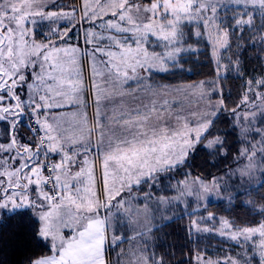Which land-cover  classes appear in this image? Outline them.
I'll return each instance as SVG.
<instances>
[{
    "label": "snow or ice",
    "instance_id": "snow-or-ice-1",
    "mask_svg": "<svg viewBox=\"0 0 264 264\" xmlns=\"http://www.w3.org/2000/svg\"><path fill=\"white\" fill-rule=\"evenodd\" d=\"M202 44L211 77L169 81ZM249 45L264 55V0H0V241L45 249L25 264H170L158 232L183 204L190 239L231 242L195 264H264V67L246 72ZM200 153L215 174L193 171ZM241 198L251 223L208 211Z\"/></svg>",
    "mask_w": 264,
    "mask_h": 264
},
{
    "label": "trees",
    "instance_id": "trees-1",
    "mask_svg": "<svg viewBox=\"0 0 264 264\" xmlns=\"http://www.w3.org/2000/svg\"><path fill=\"white\" fill-rule=\"evenodd\" d=\"M241 56L246 72L253 76H258L261 68L264 67L260 63V59L264 58V55L259 54L257 49L249 45L241 53ZM184 67L185 71L183 73H178L175 77L169 76L167 79L174 83L184 84H192L209 79L214 71L215 65L210 61L208 47L202 44L199 53L192 60L187 61ZM188 69L191 70L189 71ZM244 79H247V77L245 76ZM224 89L226 96L229 93L231 94L232 99L228 101L231 105L242 90V80L234 74L229 73ZM220 127L226 128V125L222 123ZM234 136L235 134L233 133L228 137L229 145L234 142ZM233 152H235V149ZM194 163L196 167L193 168V171L197 174H215L217 172V168L206 166V157L203 153L197 154ZM227 163L228 161L218 163V168L221 170L224 169ZM201 169H203V173H201ZM181 175L183 174L181 173ZM177 179H180V176H177ZM208 211L215 213L217 216H225L240 224L251 223L253 220V215L243 206V198L238 200L233 207H229L225 201L211 202L208 205ZM188 224L189 219L186 215L166 222L162 230L158 232L160 239L156 245L157 255L164 254L166 261L170 260V264H180V262L187 264L190 258L193 264H195L197 251L200 254L217 256L223 255L229 250L228 242L222 241L214 236L194 234L190 239L186 232ZM17 237H21V234L17 233L15 237L8 235L0 241V262L2 264H25L29 258L46 254L45 249L39 247L36 241H30L26 236L21 238Z\"/></svg>",
    "mask_w": 264,
    "mask_h": 264
},
{
    "label": "rangeland",
    "instance_id": "rangeland-1",
    "mask_svg": "<svg viewBox=\"0 0 264 264\" xmlns=\"http://www.w3.org/2000/svg\"><path fill=\"white\" fill-rule=\"evenodd\" d=\"M180 101L181 102H183L184 103V105H185V107H187L188 106V102H187V100H185L183 97H181L180 98ZM194 104H195V98H193V106H194ZM175 179H177V177L175 178ZM173 183H174V181H173ZM167 190V189H166ZM189 199H191V198H189ZM216 201H223V200H219V199H213L212 200V202H216ZM226 202V201H225ZM227 203V202H226ZM191 211V208H189V209H187V212H190ZM182 215H186L187 216V214H186V210H185V207H184V205L183 204H181V205H179V207L176 209V213H175V217L177 218V217H179V216H182ZM217 217H220V216H217ZM168 222V221H167ZM166 223V222H165ZM203 236H214V237H217V238H219V239H221L219 236H216V235H209V234H202ZM226 242H228V244H230L231 242L230 241H226ZM118 251V250H117ZM216 251H218V250H216ZM232 251L233 252H235V251H238V249H232ZM229 252V250L228 251H226V253H228ZM226 253H224V254H226ZM201 255H204V254H201ZM215 257V256H214ZM113 259H115V253H113Z\"/></svg>",
    "mask_w": 264,
    "mask_h": 264
},
{
    "label": "crops",
    "instance_id": "crops-1",
    "mask_svg": "<svg viewBox=\"0 0 264 264\" xmlns=\"http://www.w3.org/2000/svg\"><path fill=\"white\" fill-rule=\"evenodd\" d=\"M64 2L65 3H69V0H64ZM41 31H43V29H41ZM76 42V36H75V34H73L72 35V40L70 41V43H75ZM80 46L83 48V42H82V40L80 41ZM178 218V217H177ZM174 219H176V218H174ZM173 219V220H174Z\"/></svg>",
    "mask_w": 264,
    "mask_h": 264
}]
</instances>
